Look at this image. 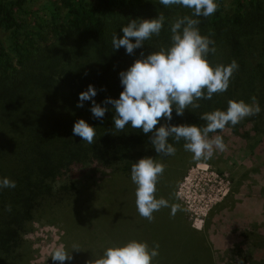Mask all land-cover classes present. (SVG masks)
<instances>
[{
    "label": "trees",
    "instance_id": "trees-1",
    "mask_svg": "<svg viewBox=\"0 0 264 264\" xmlns=\"http://www.w3.org/2000/svg\"><path fill=\"white\" fill-rule=\"evenodd\" d=\"M33 1L0 0V31L7 34L6 45L0 39V179L16 184L0 188V264H21L24 237L37 214L74 199L84 168L90 175L102 169L131 177V165L138 159L161 155L150 143L151 133L130 125L117 131L113 106L102 102L118 99L123 90L119 73L134 60L167 49L171 22L191 15L190 9L164 6L159 0H59V5H47L46 17L30 8ZM215 2L218 9L212 16L194 17L200 20L201 35L214 41L210 48L215 53L209 52L206 59L213 68L235 60L238 70L226 92L199 100V108L189 107L182 116L173 109L172 120L161 119L157 128L166 123L202 128V113L226 110L229 100L251 104L253 96L260 105L264 97V72L254 60L255 48L264 45V0ZM159 13L165 16L159 36L145 40L132 55L123 47L112 48L113 35L121 37V27L129 21L153 19ZM90 84L97 90L93 99L108 108L103 120L93 117L91 101L77 107L78 94ZM260 116L261 112L226 128L238 135L247 125L257 124ZM79 119L95 128L93 144L73 135ZM168 142L176 151L185 150L183 139L170 137ZM120 240L121 245L128 242ZM196 246L198 263L213 264L207 248ZM166 258L153 264H166Z\"/></svg>",
    "mask_w": 264,
    "mask_h": 264
},
{
    "label": "rangeland",
    "instance_id": "rangeland-1",
    "mask_svg": "<svg viewBox=\"0 0 264 264\" xmlns=\"http://www.w3.org/2000/svg\"><path fill=\"white\" fill-rule=\"evenodd\" d=\"M49 3L59 5V0H36L30 8L47 17ZM6 36L0 31L5 45ZM254 60L264 72V45L255 48ZM260 108L257 124L238 135L229 128L217 134L227 150H215L210 159L194 160L186 150L155 159L165 165L155 197L180 205L174 216L171 207H162L152 221L141 217L131 177L102 169L90 175L84 168L74 199L37 214L24 237L20 263L60 264L50 254L63 245L72 256L64 264H91L127 238L150 249L159 244L152 264L165 257L166 264H199L197 243L207 248L213 264H264V97ZM73 245L80 250L73 251Z\"/></svg>",
    "mask_w": 264,
    "mask_h": 264
},
{
    "label": "clouds",
    "instance_id": "clouds-1",
    "mask_svg": "<svg viewBox=\"0 0 264 264\" xmlns=\"http://www.w3.org/2000/svg\"><path fill=\"white\" fill-rule=\"evenodd\" d=\"M159 3L164 6L180 5L190 9L191 15L177 17L171 22V44L167 49L161 48L146 57L141 53L143 58L134 60L127 70L121 71L119 79L123 90L119 98H106L102 103L113 106V123L117 131L123 132L130 125L133 129L142 130L145 135L151 133L150 143L157 154L175 155V147L168 142L172 137L176 142L185 141L183 147L193 154L194 160L210 159L215 150L226 151L227 145L222 136L210 138L209 134L223 131L229 124L235 126L246 117L258 115L261 108L254 96L251 104L243 100H229L226 110L216 109L200 115V119L206 121V126L202 128L195 124L170 123L156 127L161 119L172 120L173 109L177 116H182L189 107L199 108V100H210L213 94L226 92L239 67L233 60L230 64L213 68L206 59L209 52L215 53V48H210L214 41L201 35L198 28L200 20L194 17L212 16L218 9L215 0H159ZM164 22L163 13L153 19L131 20L121 27V37L113 35L112 48L118 50L123 47L126 54L132 55L134 50L143 47L145 40L153 35L159 36ZM78 95L77 107L91 101L93 117L103 120L108 108L93 99L97 95L95 87L90 84L86 91ZM72 132L88 144L95 142L96 130L84 119L74 123ZM164 170L165 165L152 157L140 158L131 165L137 211L149 221L154 218L153 212L162 207H171L173 216L180 209L178 204L169 205L166 199L155 197L156 184ZM15 187V181L7 177L0 179V188ZM158 249V243L150 249L146 242L130 240L126 244L106 248L91 264H152V260L159 255ZM78 250V245H73V251ZM50 257L60 264L72 259L63 245L54 247Z\"/></svg>",
    "mask_w": 264,
    "mask_h": 264
}]
</instances>
